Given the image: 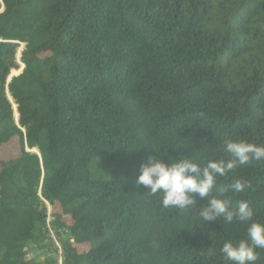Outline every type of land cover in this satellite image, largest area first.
Wrapping results in <instances>:
<instances>
[{"label": "trees", "instance_id": "1", "mask_svg": "<svg viewBox=\"0 0 264 264\" xmlns=\"http://www.w3.org/2000/svg\"><path fill=\"white\" fill-rule=\"evenodd\" d=\"M14 140L0 264H57L37 260L51 249L44 201L61 264H233L220 249L251 221L203 222L198 195L186 213L165 209L136 181L157 153L204 166L228 161L227 140L264 147V0H0V153ZM215 179L212 195L248 181L218 198L249 201L264 225V159Z\"/></svg>", "mask_w": 264, "mask_h": 264}, {"label": "clouds", "instance_id": "2", "mask_svg": "<svg viewBox=\"0 0 264 264\" xmlns=\"http://www.w3.org/2000/svg\"><path fill=\"white\" fill-rule=\"evenodd\" d=\"M198 115L202 116L203 113ZM222 148L230 157L228 161L209 160L204 166L186 156L174 159L170 164H166L158 153L149 156L140 166L141 174L136 183L149 189L147 195H159L163 208H173L183 213L197 208L196 195L200 198L206 197L207 203L199 207L198 212L203 222L218 218H223L224 223L251 221L246 230L247 239H242L236 244L231 241L225 242L220 251L225 259L233 264H255L257 255L254 249H264V225L253 220L254 212L249 201L240 200L236 207H231L228 200L218 198L230 190L236 193L243 192L245 188L251 187L250 183L234 179L219 187L216 195H212V192L217 176L227 177L238 164L264 159V147L245 141L227 140ZM209 255H213L211 250Z\"/></svg>", "mask_w": 264, "mask_h": 264}, {"label": "rangeland", "instance_id": "3", "mask_svg": "<svg viewBox=\"0 0 264 264\" xmlns=\"http://www.w3.org/2000/svg\"><path fill=\"white\" fill-rule=\"evenodd\" d=\"M22 46H23L22 44L19 45V48H18V51L16 54L17 62L19 63V68L18 69H12L10 71V76L17 75L18 73L21 72V70L23 68V66L19 62V51L22 49ZM17 152H18V143L16 140H14V141L10 142L9 144H7L3 147V150L0 153V160L14 157L17 154ZM92 176L93 177L102 176L103 179H107V177H108V176H106V170L104 168H102L101 166H98L96 169L92 170ZM47 211L50 213L51 216H53L52 206L49 205L47 207ZM65 219L68 221V217H65ZM46 242L48 245H50L51 249L43 248L44 249L43 251L42 250L38 251V253L40 254L39 256H41L40 260H43L44 256L47 255V253H44V252H49V254H50V252L53 251V249L55 248V246L52 245L49 240H47ZM87 247H88V245H80L78 248H79V250H84ZM28 249H29V247H28ZM42 252H43V254H42ZM26 256L30 259H31V257L33 258V252H27Z\"/></svg>", "mask_w": 264, "mask_h": 264}, {"label": "built area", "instance_id": "4", "mask_svg": "<svg viewBox=\"0 0 264 264\" xmlns=\"http://www.w3.org/2000/svg\"><path fill=\"white\" fill-rule=\"evenodd\" d=\"M44 203L46 206V215H47L46 220H45V227L47 230L48 240L51 242L52 245L55 246V248L53 249L52 252H50V254L56 258L57 264H61L62 263V253H63L62 247H61L60 241L56 235L55 229L53 228V225H52L53 216H51L50 213L47 211V207L49 206V204L46 201H44ZM27 252H33V258L36 257L35 251H30L27 249L26 253ZM40 257L41 256H38L37 260L42 261V260H40ZM33 258L31 257V259H33Z\"/></svg>", "mask_w": 264, "mask_h": 264}, {"label": "bare ground", "instance_id": "5", "mask_svg": "<svg viewBox=\"0 0 264 264\" xmlns=\"http://www.w3.org/2000/svg\"><path fill=\"white\" fill-rule=\"evenodd\" d=\"M36 152V151H35Z\"/></svg>", "mask_w": 264, "mask_h": 264}]
</instances>
